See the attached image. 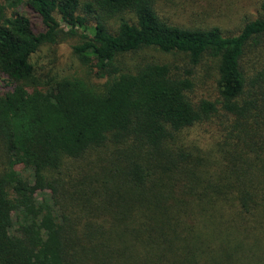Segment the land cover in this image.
Returning a JSON list of instances; mask_svg holds the SVG:
<instances>
[{
    "label": "trees",
    "instance_id": "obj_1",
    "mask_svg": "<svg viewBox=\"0 0 264 264\" xmlns=\"http://www.w3.org/2000/svg\"><path fill=\"white\" fill-rule=\"evenodd\" d=\"M157 1L0 0V264H264V0L235 34ZM67 38L100 85L36 69Z\"/></svg>",
    "mask_w": 264,
    "mask_h": 264
},
{
    "label": "rangeland",
    "instance_id": "obj_2",
    "mask_svg": "<svg viewBox=\"0 0 264 264\" xmlns=\"http://www.w3.org/2000/svg\"><path fill=\"white\" fill-rule=\"evenodd\" d=\"M263 0H158L156 7L161 17L168 19L170 23L183 27H217L224 34H235L241 26L247 21L254 20L260 16L259 5ZM35 33L42 30L37 19H32ZM77 39L67 38L52 47H46L33 59L36 69L44 71H52V73L65 76L81 77L94 86L100 85L103 74L99 73L95 64L90 69L81 67L72 56L71 47L75 45ZM263 51V50H262ZM261 51V52H262ZM260 51L255 53V56ZM139 58L148 61L171 63L174 65L185 66V64L177 57L161 54L153 49L143 50L139 54ZM252 57H247L249 63ZM139 61V60H137ZM214 72L212 67L208 69H196L192 78L196 91L195 98H210L214 95L212 86L214 82ZM0 79V92L8 91L4 83ZM214 99V98H213ZM219 123V121H217ZM218 130L227 127V124H221ZM218 130L215 126H196L186 135L189 140L196 142L208 139V149L216 146L219 141ZM207 131L209 136L205 133ZM18 172L28 177L29 172L22 168L17 169ZM48 193H37V198H46Z\"/></svg>",
    "mask_w": 264,
    "mask_h": 264
}]
</instances>
